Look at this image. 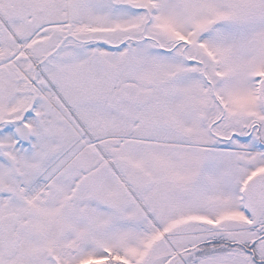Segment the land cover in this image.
I'll list each match as a JSON object with an SVG mask.
<instances>
[{"label":"snow or ice","instance_id":"1","mask_svg":"<svg viewBox=\"0 0 264 264\" xmlns=\"http://www.w3.org/2000/svg\"><path fill=\"white\" fill-rule=\"evenodd\" d=\"M0 264H264V0H0Z\"/></svg>","mask_w":264,"mask_h":264}]
</instances>
